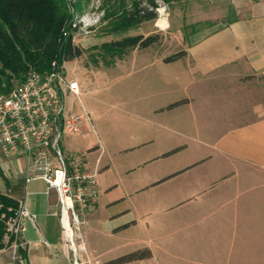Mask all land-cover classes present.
Segmentation results:
<instances>
[{
    "label": "rangeland",
    "instance_id": "rangeland-1",
    "mask_svg": "<svg viewBox=\"0 0 264 264\" xmlns=\"http://www.w3.org/2000/svg\"><path fill=\"white\" fill-rule=\"evenodd\" d=\"M148 1L66 0L70 13L77 19H83L82 28L73 34L74 44L83 48L78 60L62 65L65 76L75 79L80 88L79 99L69 96L65 99V107L72 114L80 115L82 120L88 118V121L81 120L79 133L65 135L59 146L64 154L66 148L71 154L85 152L86 158L95 160L98 151L94 147L101 145L104 151L97 178L105 190L110 191L108 195L115 198L114 206L107 205L109 197L104 196L97 204L81 212L87 253L92 264L143 248L150 251L149 258L126 264H264V247L251 248L244 241L251 239H236L224 231V219L215 209L221 202L227 201L224 196H213L216 199L210 201L197 198L181 201L182 193L202 183L197 182L194 176L186 177L187 174H176L178 171H175L193 151L180 152L174 147L161 158L145 164L141 161L162 151L164 145L162 149L159 143L155 145L156 142L151 144L153 146L142 145L149 138V129L154 128L148 117L142 115L144 112L139 114L134 109L137 98L132 86L137 77H134L132 66L139 61L134 63L130 48H118L111 42L125 35H158V42L152 46L174 52L181 44L187 45L192 32L199 29L207 31L213 25L211 21H199L198 15H195L199 9L197 4L208 9L209 0H151L155 7L166 6L167 26L164 29L155 25L156 15L152 20L119 28L120 15L131 11L135 2L144 11H150L152 7ZM212 1L220 8L228 5L227 0ZM210 5L215 7L213 3ZM87 40L92 41V45L87 46L84 43ZM21 82L13 79L8 86L1 83L0 93L16 88ZM152 138L157 139L158 135L154 134ZM202 151L201 146L194 150L195 154ZM140 161L141 166L136 167ZM161 168L167 169L170 174L151 181L158 176ZM226 185L216 186L215 191L249 190V185L239 180ZM33 186L40 187L41 192L45 190L40 182L30 185L29 190ZM34 197H29L28 205ZM49 211V216L41 221L38 216L36 224L42 234L49 231L60 239L58 207ZM128 220L133 222L127 226ZM26 227L24 237L33 239L31 227ZM114 233L115 236L112 235ZM241 241L245 244L242 245Z\"/></svg>",
    "mask_w": 264,
    "mask_h": 264
},
{
    "label": "crops",
    "instance_id": "crops-1",
    "mask_svg": "<svg viewBox=\"0 0 264 264\" xmlns=\"http://www.w3.org/2000/svg\"><path fill=\"white\" fill-rule=\"evenodd\" d=\"M207 4L208 9L197 4L195 15L199 21H211L213 25L207 31L192 32L186 46L181 44L174 52L152 45L129 49L134 54V63L139 61L132 66L137 77L132 86L137 98L134 109L139 114L144 112L142 115L148 117L154 128L149 129V138L142 145L156 142L160 149L164 145L162 151L141 161L145 164L161 158L174 147L180 152L193 151L175 171L187 174L186 177L194 176L202 183L182 193L181 201L193 198L210 201L216 199L213 196H224L227 201L215 207L224 219V231L236 239H251L244 241L251 248L260 249L264 247V0H227L228 5L223 8L212 0ZM135 36L141 35H125L119 40ZM84 43L92 45L89 40ZM181 51L184 55L177 60L164 61ZM154 134L157 139L152 138ZM199 146L203 151L195 154ZM94 149L98 151L95 160L86 158L85 152L81 155L87 168L98 176L104 149L101 145ZM65 151L70 154L66 148ZM141 161L136 167L141 166ZM26 167V159L5 157L0 148V195L17 204L25 202L28 212L35 216L34 222H25V233L26 225L30 226L34 238L27 240L23 235L28 246L17 252L16 259L2 238L0 264H72L73 258L61 238L49 231L42 234L36 224L38 216L41 221L49 216L50 209L58 207L56 193L47 192L42 181L26 185ZM166 171L161 168L151 181L169 175ZM235 180L247 183L249 190L215 191L216 186H229ZM38 182L45 186L44 192L38 186L29 190L30 185ZM97 191V199L90 206L104 196L109 197L107 205H115V198L108 195L110 191L105 190L98 178ZM104 191L107 192L103 195ZM30 196L35 197L28 205ZM128 221L127 226L133 222ZM85 250L77 254L81 264H92L86 246Z\"/></svg>",
    "mask_w": 264,
    "mask_h": 264
},
{
    "label": "built area",
    "instance_id": "built-area-1",
    "mask_svg": "<svg viewBox=\"0 0 264 264\" xmlns=\"http://www.w3.org/2000/svg\"><path fill=\"white\" fill-rule=\"evenodd\" d=\"M153 10L155 25L164 29L166 6ZM82 20L74 17L72 27L82 28ZM51 66L52 70L44 75L27 72L16 88L0 93V148L5 157L26 159V185L42 181L47 192L56 193L61 243L70 252L71 263L81 264L77 254L86 250L80 215L97 199V172L87 168L83 155L64 154L59 146L62 137L79 132L82 117L66 109L65 99L79 97L80 88L65 76L63 66ZM8 212L9 216L0 217L4 223L3 241L16 259L17 252L28 246L23 237L25 222H34L35 216L28 212L25 202H18L17 208H9Z\"/></svg>",
    "mask_w": 264,
    "mask_h": 264
},
{
    "label": "trees",
    "instance_id": "trees-1",
    "mask_svg": "<svg viewBox=\"0 0 264 264\" xmlns=\"http://www.w3.org/2000/svg\"><path fill=\"white\" fill-rule=\"evenodd\" d=\"M150 11L134 3L131 11L118 17L119 28L125 29L155 18L154 3L149 0ZM74 16L66 0H0V85L8 86L13 79L22 81L29 71L47 74L51 64L78 60L82 50L73 43ZM159 40L158 35L126 37L111 42L118 48H147ZM184 52L164 59L169 63L182 57ZM10 90V89H9ZM7 90V91H9ZM16 209L17 202L0 195V217L9 216L8 209ZM4 223L0 219V248ZM151 256L147 248L139 249L99 264H126L145 260Z\"/></svg>",
    "mask_w": 264,
    "mask_h": 264
},
{
    "label": "bare ground",
    "instance_id": "bare-ground-1",
    "mask_svg": "<svg viewBox=\"0 0 264 264\" xmlns=\"http://www.w3.org/2000/svg\"><path fill=\"white\" fill-rule=\"evenodd\" d=\"M165 25V24H164Z\"/></svg>",
    "mask_w": 264,
    "mask_h": 264
}]
</instances>
